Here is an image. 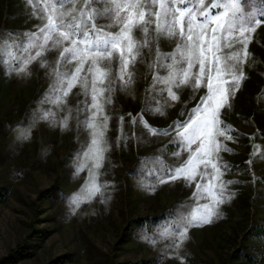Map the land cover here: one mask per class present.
<instances>
[{
    "label": "rangeland",
    "instance_id": "1",
    "mask_svg": "<svg viewBox=\"0 0 264 264\" xmlns=\"http://www.w3.org/2000/svg\"><path fill=\"white\" fill-rule=\"evenodd\" d=\"M213 2L192 6L194 24ZM140 6L157 10L149 0H140ZM241 6L255 12L260 23L245 33L246 48L237 43L224 49L242 56L234 75H243L238 86H226L212 130L215 142L223 146L214 153L213 163L224 167L217 171L209 166L208 178L202 181L201 164L196 180L187 183L166 173L184 166L200 141L179 144L177 133L183 129L172 126L204 114L192 110L208 89L206 78L199 88L191 81L163 82L170 79L175 62L168 60L164 68L158 57L176 54L178 36L159 35L154 22L147 25V33L133 28L131 37L141 47L135 61L130 59L123 81L118 58L99 63L108 77L97 83V89L111 91L98 96L103 111L92 122L95 127L89 128L84 122L96 111L90 107V90L78 82L67 96L55 91L79 62L61 61L68 45L27 47L32 37L24 34L38 32L48 16L26 0H0V264H114L142 259L147 264H264V239L246 232L249 226L264 228V18L260 17L264 0H241ZM73 7L78 12L83 0L59 11ZM49 14L55 19L50 7ZM96 23L109 25L108 32L121 27L108 17ZM212 27L207 25L209 37ZM16 63L24 70L14 67ZM88 67L85 63L81 78ZM156 76L160 79L154 83ZM95 131L103 132L106 141L100 168L94 167L87 150ZM197 183L224 186L231 199L218 205L212 223L192 225L181 236L187 216L213 203L215 193L204 196L203 189L193 198ZM93 184L102 185L100 193L90 195ZM51 187L52 193H39ZM154 215L159 218L153 220ZM143 216L148 217L144 223L129 221ZM19 247L29 254L4 260Z\"/></svg>",
    "mask_w": 264,
    "mask_h": 264
},
{
    "label": "snow or ice",
    "instance_id": "2",
    "mask_svg": "<svg viewBox=\"0 0 264 264\" xmlns=\"http://www.w3.org/2000/svg\"><path fill=\"white\" fill-rule=\"evenodd\" d=\"M73 2L74 0H52L49 6L48 0H26L28 6L36 4L35 11L47 15L48 22L38 32L25 33L24 35L32 37V40L27 44L29 49L46 46L57 47L63 43L68 46L64 47L61 52V61H79L72 72L64 74L55 91L60 95L67 96L78 82H82L85 88L90 90L92 100L90 107L96 111L84 122L85 126L95 127L92 122L103 111L98 103V96L103 95L105 91H111V88L97 89V83L103 84L108 77V73L98 67L99 63L103 60L118 58L120 79L123 81L130 59L132 62L135 61L141 47L138 42L132 39V29L142 28L147 33V25L154 22L159 35L179 37L175 55L168 54L158 57L159 66L164 68L168 67V60L175 62V70L170 73V79L163 82L165 84H187L191 81L193 87L199 88L205 83L206 78L208 89V94L202 98L201 104L192 110L193 114L202 110L204 114L195 119L189 117L184 122L178 121L172 126L183 129L177 133L179 144L190 146L200 141V146L184 166L169 169L166 175L171 179H184L187 183H192L196 180L198 174L196 169L199 165L202 164L205 168V173L201 176L202 181L208 178L207 169L209 166L217 171L220 167H224L213 163V159L217 158L214 153H218L223 146L215 142L212 130L218 124L217 110L223 106L226 86H238L239 80L243 79L242 74L239 77L234 75L242 56L239 53H225L224 49L231 48L237 43H243L246 48L245 33L260 23L257 14L246 11L241 6V0H215L210 6V10L200 14L197 24H194L192 6L202 4L203 0H149L152 5L156 6L155 12L141 7L140 0H83L84 7L78 12L75 7L71 11H59L65 5L73 4ZM185 5L188 7H181ZM49 7L51 12L56 13L55 19H53V15L49 14ZM211 10H216V14L212 15ZM104 17L111 18L114 23L120 24V30L108 32L106 28L109 25L98 26L96 21ZM260 17L264 18V12L260 13ZM209 23L213 25L210 37L207 28ZM39 38H42V44L39 42ZM35 55L39 56L40 52L37 51ZM85 63H88L89 67L87 74L81 78L80 74L84 71ZM14 67L20 68L21 71L24 70L20 67V63H16ZM193 68L197 69L196 73L192 72ZM228 75H232L233 79H223ZM159 79L160 77L156 76L153 82L155 83ZM218 96L220 101H217ZM172 99L174 100L176 97L173 95ZM50 102V98L46 100V103ZM171 130L172 128H169L165 131ZM105 143L103 132H93L91 146L87 150L95 160V168L102 167L103 153L106 151V148L103 147ZM225 183L231 184L232 181ZM101 187L102 185L93 184L90 195L100 193ZM202 189L204 196L215 193L211 196L213 203L198 207L195 212L187 216L186 222L180 226L179 234L181 236H186L187 228L192 225L212 223L218 215V205L231 199V196L226 194L224 186L213 188L204 183H197L193 193L194 199L201 194ZM80 202L81 198L77 197V207Z\"/></svg>",
    "mask_w": 264,
    "mask_h": 264
},
{
    "label": "trees",
    "instance_id": "3",
    "mask_svg": "<svg viewBox=\"0 0 264 264\" xmlns=\"http://www.w3.org/2000/svg\"><path fill=\"white\" fill-rule=\"evenodd\" d=\"M31 102H33V101H30V104H32ZM51 189H52V187L51 188H46V189H44L42 191L40 190L39 193L45 192L46 195H47V193H52ZM0 200H3V195L1 193V191H0ZM147 218H148L147 216H143V217H138V218H131L129 221L136 222V223L140 224V223H144L147 220ZM158 218H159L158 215H154L153 216V220H157ZM246 230H247L246 232L248 234L255 235L260 240L264 239V228H261L260 226H249ZM13 250H14L13 254L9 255V256L6 255L4 257V260H7V259L13 260V257L17 258L18 255H21V254L27 255V254H29V251H27L24 247H19L18 249H13ZM15 253H17V255ZM245 257L247 258V260L252 258V257H249V256L248 257L245 256ZM253 260H255V259H253ZM114 264H147V262L144 259H142V260H139V261L126 260V261H122V262H118V263H114Z\"/></svg>",
    "mask_w": 264,
    "mask_h": 264
}]
</instances>
